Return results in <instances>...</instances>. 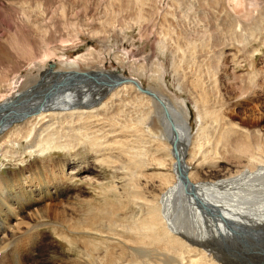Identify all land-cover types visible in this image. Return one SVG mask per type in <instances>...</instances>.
<instances>
[{"label": "bare ground", "instance_id": "6f19581e", "mask_svg": "<svg viewBox=\"0 0 264 264\" xmlns=\"http://www.w3.org/2000/svg\"><path fill=\"white\" fill-rule=\"evenodd\" d=\"M249 5L255 10L259 7L255 0H249ZM144 17L141 11L138 20L143 21ZM241 26L238 23L239 29ZM215 43L216 48L226 42ZM49 53L42 57L40 69L33 70L39 66V61L34 59L29 65L34 72L19 74L8 83L9 94L2 95L0 100V153L6 157L9 152H16V158L13 155L11 160L2 159L23 165L27 155L36 157L42 167L34 173L22 171L13 177H0V264H264V116L245 114L246 126L235 123L225 116L224 98L221 101L215 94L221 68L222 82L235 93L231 99L237 107L241 106L240 101L261 97L259 93L264 92V87L256 86V79L244 83L235 69L221 62L225 55L216 53L211 56L212 77L204 80L205 75L204 79L197 76L190 88L182 82L183 89H190L185 90L191 92L190 100L193 99L196 107L199 130L194 135L190 127L191 112L167 90L163 76L150 77L157 86L142 89V77L147 78L146 74L126 77L122 72L106 70L103 64L95 71H84L80 64H86L88 56L65 61L50 57L52 51L50 56ZM53 54L57 56L55 51ZM49 58L52 60L47 64ZM57 61L67 70L45 73L48 65L56 67ZM130 95L141 104L147 103V107L151 105L139 121L145 124L148 135L154 137L150 142L154 147L129 156L134 166L133 172L128 173L129 184L117 177L112 184L104 183L91 168L93 160L79 161L67 168L66 165L73 164L69 155L82 136L86 137L91 152L101 154L96 157L110 169H117L114 166L118 163L123 167L128 165L119 154L103 156L116 139L103 135V140L98 141L103 128L95 131L94 122L113 112L114 98ZM215 96L220 102L213 101ZM169 98L180 105L169 102ZM165 108L174 119H180L181 128L177 123L176 131L185 143L178 144L181 171L173 147L175 133ZM110 114L108 120L114 115ZM210 118L213 131L228 144L222 152L207 153L202 149L204 126ZM114 120L112 123L117 125V119ZM115 127H108L110 131L106 133H115ZM92 129L93 134H89ZM23 143L27 148L21 154L16 150ZM57 150L66 151L63 164L50 157L39 159ZM5 160L0 161V170ZM78 178L97 189L96 196L103 198L104 207L92 208L94 213L83 212L82 189L75 183ZM144 178L145 186L140 183ZM113 196L117 200L126 198L125 209L132 207L134 211L131 220L120 217L123 206L112 202ZM55 201L57 204H49ZM93 203L91 199L88 205ZM50 225L53 236L66 241L72 255L79 251L81 256L65 262L56 255L59 249L48 242L41 254L43 261L34 260L40 242L46 243L48 236L38 229Z\"/></svg>", "mask_w": 264, "mask_h": 264}, {"label": "rangeland", "instance_id": "374dc122", "mask_svg": "<svg viewBox=\"0 0 264 264\" xmlns=\"http://www.w3.org/2000/svg\"><path fill=\"white\" fill-rule=\"evenodd\" d=\"M255 1L259 4L256 10L251 8L249 0H0V100L2 95L9 94L11 85L8 83L16 79L19 74L23 75L29 70L40 69V66H43L42 57L48 55L49 52L47 53V51L51 49L53 56L50 51V57L60 60L63 58L65 61H73L80 56H88L87 58L90 60H87L86 64H80V69L84 71H95L100 64H103L106 70L122 72L126 77L146 74L147 78L142 77V89L157 86L150 77L154 76L153 78L157 79L158 76H163L165 83H167V90L176 97L177 101L181 102L183 108L191 112L190 127H192L194 135H197L199 127L196 107L192 103L194 102L193 99L190 100L191 92H186L185 89L187 88L183 89V85L191 86L190 83L196 80L197 76H202L204 79L205 75L204 80H207V77H212L210 64H214V62L211 56L216 53L224 54L221 62L229 69H235L241 76L240 80H244V83L247 84L250 79H256V86L264 87V0ZM139 10L145 16L144 20L141 19L143 21L138 20V14L141 12ZM238 23L242 24L241 29L238 28ZM51 33L52 35H49ZM221 40L226 42L225 45L215 48V42ZM158 41H164L162 42L164 45ZM54 51L57 56L53 54ZM34 59L36 62L39 61V66L33 69L30 66ZM51 60L52 58H49L47 64ZM183 60L185 63L182 62ZM56 64L55 70H67L59 61ZM176 70L178 71L176 72ZM221 70L218 78V89H216L215 94L219 95L217 99L219 98L221 101L224 98L223 110L226 113V118L246 126L244 123L245 114L253 113L256 117L264 116V92L259 93L261 97L257 100L240 101L241 106L237 107L232 101L235 93L231 92L232 90H229L228 86L226 87V84L222 82L223 68ZM160 71L163 73L160 74ZM259 73L260 75L255 77ZM179 75L182 77L186 75L183 80L189 81L188 84L187 81L181 80ZM179 87L181 88L179 89ZM189 88L187 90H190ZM133 96H126L122 99L114 98L111 111L116 115L109 113L110 116L113 115L109 117V120V114L105 119L102 118L103 116L96 118L101 123L94 120L95 131L98 130V127L103 128L102 135L101 132H96V134L101 135L98 141L103 140V135L111 136V140L116 139L115 145H111L113 150L105 151L103 156L105 158H109L107 154L116 157L121 156L124 163L128 165L123 167L118 163L114 166L117 169H110L106 164L99 161L101 154L95 155L91 152L88 143L85 142L86 137L82 136L81 141L76 146L75 143H72L75 150L69 156L73 157L71 159L73 164L66 165L67 168L79 161L93 160L91 168L96 171L100 180L103 179L104 183L112 184L114 177L122 178L124 184L128 183L127 180L131 177L128 176V173L134 170L129 156L132 158V153L137 154L141 150H144V153L148 147H154V144L150 143L154 137L148 135L145 124L139 121V118L150 110L151 105L147 107V103L141 104ZM214 100L218 101L216 96L213 98ZM177 101L169 98V102H174L179 106ZM232 110L235 111V114L232 113ZM112 117L117 119V121L114 120L117 125L112 123ZM206 122L204 126L205 136L202 141L203 151L207 153L224 151L228 144L221 141L220 136L213 131L212 119L210 118ZM113 125L116 126L113 128L115 133H106V131H110L109 128ZM94 130L92 129L88 133L93 134ZM76 134L80 137V133L77 132ZM68 139L71 140V138ZM26 148V143H23L21 149L16 151L22 154L21 150ZM65 152L57 150L50 155L40 156L39 159L45 160L46 157H50L55 162L63 164ZM124 152L128 157H125ZM14 154L9 152L4 157L3 153H0V161L11 160ZM96 156L100 157L97 158ZM7 160L4 161L5 165L0 170V174H2L0 177H13L17 172L29 171L34 173L35 170L42 169L41 162L37 161L36 157L30 158L25 155L23 165L14 164ZM151 173L152 170H149L148 174ZM75 183L82 189L81 195L84 197H82L84 199L82 204L85 209L83 212L94 213L92 208L105 206L102 201L103 198L96 196L98 191L96 192L97 189H94L93 185H88L81 178H78ZM140 183L145 186L146 179H141ZM91 199L94 200L92 206L88 205ZM110 200L118 206H123L120 211L121 218L132 219L134 211L132 207L129 210L125 209L126 198L119 197V202L113 196ZM49 204L53 206L57 204V201ZM59 204L61 205V203ZM62 204H65V200ZM34 224L38 225L40 222ZM38 230L41 233L46 232L48 236L46 243L40 242L39 250H36L38 254L36 253L34 260L43 261L44 256L41 254L46 251L48 242L59 249L56 255L65 262L68 259L74 260L81 256L82 253L79 251L74 253L75 256L72 255L67 242L53 236L51 225ZM59 230L62 231V229ZM85 256L87 257L86 254ZM263 256L264 254H262Z\"/></svg>", "mask_w": 264, "mask_h": 264}, {"label": "water", "instance_id": "95a60500", "mask_svg": "<svg viewBox=\"0 0 264 264\" xmlns=\"http://www.w3.org/2000/svg\"><path fill=\"white\" fill-rule=\"evenodd\" d=\"M48 69H46L45 70V73H47V74H57V72L58 71H56L55 70V65L54 64H49L48 65V67H47ZM166 109V108H165ZM166 115H167V117L170 119V121H171V124H172V127H173V131H174V133H175V139H174V144H173V147H174V152H175V155H176V158H177V161H178V166H179V168H180V171H181V168H183L182 166H181V162H180V157H179V147L180 146H178V144L180 145V144H185L184 143V139H182L179 135H178V132L176 131V128H177V125H179L180 126V123H179V121H180V119L178 118V119H174L173 117H172V114L169 112V111H167V109H166ZM175 122V123H174ZM178 123V124H177ZM177 124V125H176ZM180 128H181V126H180ZM179 157V158H178Z\"/></svg>", "mask_w": 264, "mask_h": 264}]
</instances>
